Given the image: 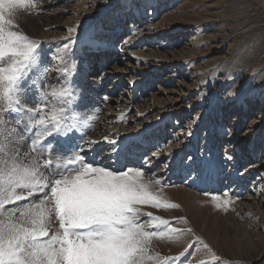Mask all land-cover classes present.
I'll use <instances>...</instances> for the list:
<instances>
[{"label": "rangeland", "instance_id": "rangeland-1", "mask_svg": "<svg viewBox=\"0 0 264 264\" xmlns=\"http://www.w3.org/2000/svg\"><path fill=\"white\" fill-rule=\"evenodd\" d=\"M58 5L71 10L62 21L55 20L53 13ZM66 17H81L87 23L93 21L90 26L94 24L96 32L88 26V32L62 38L64 42L60 44L53 40L52 44L50 41L39 42L40 32L47 30L49 20L52 28L62 25L64 32ZM16 22L18 28L15 30L38 42L41 51V63L24 84L21 101L25 105H34L35 89L41 82L44 90L49 92L53 88H69L71 96L64 106L68 115L75 117L76 129L68 145H80L76 148L79 152L81 144L113 139L117 151L138 156L160 141L175 150L157 167L162 172H148L142 168L148 173L146 178L161 181V184L153 185V190L162 204H177L179 208L140 207L143 212H151L153 217L169 221L167 227L160 226L164 232L175 227L182 236H189L183 241H174L173 235L168 233L162 239L153 238L150 247L155 251L152 249V253L150 249L152 256L159 255L160 251L155 247L160 241L162 252L182 245L181 253L175 255L171 264H264V205L262 210L256 209L255 205L252 209L245 208L233 193L225 191L228 188L214 194L211 187L201 191L184 182L173 183L178 171L188 170L191 177L208 183L220 171L222 184H225L232 163L225 155H231L234 145L240 144L241 136L253 129L255 151L262 152L264 158V0H39L36 9L21 11ZM93 35L97 36L95 47L108 46L112 41L113 53L105 63L109 70L118 71L108 88L122 85L119 93L126 92L123 95L126 100L133 97L134 91L144 92L133 105L136 109L129 112L130 117L136 113L139 116L137 123L141 129L137 131L133 125L128 129L119 126L108 135L99 131L105 112L96 110L102 105H94L87 113L82 109L96 96L93 93L92 99L87 100V95L81 94L84 89L75 66L80 57L91 59L93 49L89 43ZM131 53L135 54L133 59ZM93 58L98 60L96 54ZM127 65L135 72L126 70ZM100 74V69L94 73L96 80L101 78ZM88 77L91 74L86 80ZM168 77V83L162 86L161 79ZM161 88H165L167 94H159ZM52 102L60 106V98L49 101ZM121 113L125 115V111ZM259 122L263 124L258 125ZM106 126L110 127L108 123ZM7 127H12L11 122ZM23 127L20 125L22 130ZM23 144L22 149L27 151V138ZM228 144L231 145L229 148ZM244 146L242 144L241 148ZM244 149L242 152H248V144ZM252 161L247 160L233 170L236 175L227 187L235 185L240 177L243 182L256 178V173L245 174L244 170ZM95 164L106 166L101 162ZM225 201H228L227 205ZM256 249L258 254H255ZM247 253H251L249 262L245 257Z\"/></svg>", "mask_w": 264, "mask_h": 264}, {"label": "snow or ice", "instance_id": "snow-or-ice-1", "mask_svg": "<svg viewBox=\"0 0 264 264\" xmlns=\"http://www.w3.org/2000/svg\"><path fill=\"white\" fill-rule=\"evenodd\" d=\"M38 2L0 0V264H148L157 259L150 254L152 240L164 238L160 226L169 221L140 206L179 208L162 204L153 190L161 181L146 178L142 167L95 164L83 149L76 151L80 145H68L76 129L64 106L69 88L49 92L41 82L34 105L21 101L41 51L15 30L16 20ZM53 98H60L59 107L49 103ZM56 138H63L59 145Z\"/></svg>", "mask_w": 264, "mask_h": 264}, {"label": "bare ground", "instance_id": "bare-ground-1", "mask_svg": "<svg viewBox=\"0 0 264 264\" xmlns=\"http://www.w3.org/2000/svg\"><path fill=\"white\" fill-rule=\"evenodd\" d=\"M55 8L56 9L53 10V13H54V15L56 17L55 20H61L62 21V17L65 16V15H68L70 13V11H71V10H68L69 8L68 9H62V5L61 6L58 5ZM82 13H84V12H82ZM83 20L81 19V17L80 18H78V17H74V18L70 17L69 18L68 17L63 22L64 25H65V31H64L65 33L62 32V25L59 26V27L52 28L51 24H50V20H49L47 22V24H46L47 30H45V31L43 30V31L40 32V40H39V42L40 41L41 42H46L47 41V43H48V41L51 42V40H53V41H56L58 44H60V43H62V41L64 39L72 36V34H77L78 35L81 32L85 33L87 30H89L88 26L91 27L94 24H92L90 26V24L93 21L90 22V23H87V22H85V20L84 21ZM68 28H71L70 30L75 29V31H70V30H68ZM91 29H92L93 32H96V30H95V28L93 26H92ZM80 36L82 37V35H80ZM96 37L97 36L93 35V38L90 40V43H89L91 45L90 49H93V52H91V56H90L91 59H81V57H80L79 58V62H78L79 63L78 66H75V67H77L76 68L77 69L76 73L79 76V80H80L79 82L81 84V88H82V90L84 89L83 93L81 92V94L87 95V100H90V98L92 99V97H93L92 94L93 93H95V96H96V97H93V102L88 103V101H87L86 106H84V108L82 107V109H83V111L85 113H87V112L91 111V108L94 107V105H98V104L102 105L101 108H99V106L98 107L96 106L98 110H96V108H95V110L98 111V112H99V110H100V112L102 110L105 112L104 117L102 119V122L100 121L101 122L100 123L101 129H99V131L106 132V133H108V135H109V133L113 132L114 129H118L119 126H123V127L128 129V127H130V125H133L134 129H136L135 131H137V129H141L140 128V123H137L138 120H139V118H138L139 116L137 117V113H136V116L130 117L131 113H129V112L132 111L133 109H136L135 108L136 106L134 107L133 105L137 102V100L139 98L144 96V92H143V94H139L136 91H134L133 97L130 98V100H128V99L126 100V99L123 98V95L126 92H124L123 94L119 93L120 92L119 89L121 88L122 85H119V84L116 85L115 84V86L108 88V86H110L109 83H110L111 78L113 76H115V73L118 71V70L117 71L113 70L114 68L109 70V65L106 64L107 61L111 59V55L113 53L112 41L109 43L108 46H105V47L102 46V47L99 48V47H95L97 45L96 42H95V38ZM62 38H63V40H62ZM73 38H74V36H73ZM78 38H79V36H78ZM67 41H68V39H67ZM51 44H52V42H51ZM49 45H50V43H49ZM57 47H58V45H57ZM55 48H56V46H55ZM95 54L98 56V60H95L93 58L95 56ZM134 55L135 54L131 53V57L130 58L133 59ZM54 58H55V56H54ZM76 61H78V60H76ZM137 65H138V63H137ZM244 65H247V63H244ZM240 66H242V65H240ZM127 67L128 68L126 70L131 71V73L135 72L133 67H131L129 65H127ZM137 68H138V66H137ZM98 69L101 70V74H100L101 78L96 80L95 79L96 76L94 75V73ZM59 70H61V69H59ZM119 72L124 73L123 70H120ZM61 73H62V71H61ZM89 74H91V77H88V79L86 80V77ZM121 75L122 74H120L119 77ZM57 77H59V74L57 75ZM210 78H211V76H210ZM208 79L209 78H207V80ZM168 81H169V77L168 78H162L161 79V83L163 84L162 86L166 85L168 83ZM206 81L203 82V84H205ZM207 82H209V81H207ZM78 86H79V84H78ZM160 90H162L159 93L161 95L163 93L167 94V92H168L165 88H161ZM131 92H133V91H131ZM246 93H245V95H246ZM181 97H183V95ZM168 99L169 98H167L166 101H168ZM153 100L154 99H152V101ZM114 103L116 104L115 107H114ZM157 103H158V105L160 104L159 101H157ZM164 103L161 104L160 106L164 105ZM167 104H170V102H166L165 103V105H167ZM88 105H90V106L88 107ZM82 109L80 108V110H82ZM121 111H125V115H124V113H121ZM143 114H145V113H143ZM100 115H101V113H100ZM127 115H129V116H127ZM149 121H145V123H148ZM106 123H108V125H110V127L106 126ZM263 123L259 122L258 125H262ZM152 124H153V122H152ZM253 130L249 131V132H247V133H245L244 135L241 136L240 144L237 143V144L234 145V148H232L233 152L232 153L230 152L231 155L230 154H229V156H226L227 154L225 155V157L228 158V160L231 159V162H232V163L230 162L231 163V169L229 171L228 179H227V182L225 184H222L221 178H222L223 174L220 171L219 172L217 171L214 174L213 179L211 180V182L208 183L206 181L204 182L201 179H197V178L195 179V178L191 177L190 173H188L189 172L188 170H184L183 173L178 171L177 175L174 177L173 183H176V181L177 182L178 181L179 182H184L183 184H186V185H189V186H195L196 188H199L198 190H201V191H206V190H208L211 187L210 189H212V193H214V194H216L217 192L219 193L222 190H225V188H228L225 191L228 190L229 193H233V196L240 203H242V205H244V207L246 206V207L252 209V207L255 205V208L257 207L256 209H258V208L261 209L262 206L264 205V158L262 157V152H256L255 151V148H254V145H253V143H254L253 141L255 139V130L254 131ZM122 131H124V130H122ZM104 138H106V137H104ZM107 139H109V138H107ZM61 141H62V138H56L54 142L57 145H59L61 143ZM108 141L109 140H102V141L95 142V143H92V144H90V143L83 144V145L81 144V149H83V152L87 156V159L89 161H92L93 163L101 162L102 164L105 163L106 166H111V167L115 166L113 168H120L123 165L139 166V167H145V169H147L148 172L151 171V172H155V173L156 172H158V173L162 172V171H158L157 167L160 166L161 162H163L165 158L170 156V154H172V152L174 150L172 146H171L172 148H170L168 145H164V144L160 143V141H159L157 143V145H155V147L154 146H150V149L146 150L144 153H142V155L138 154V156H136V155L132 154L131 152L126 154L124 152L122 153L121 152L122 150L121 151L120 150L117 151L115 149V147H117V146H115L112 143H109ZM89 142H91V141H89ZM242 144H245V146L248 144V148H249L248 152H246V153L242 152V150L245 148V146L243 147V149L241 148ZM23 145H21V146H23ZM111 145H113V147ZM228 145H227V148H229L231 146V145H229V146ZM172 158H173V156H172ZM172 158L170 157V159H172ZM251 159L253 160L251 162L252 164H250L249 166L245 167V169H244L245 170V174H248V173H250V171H253L254 173L257 174L256 178L253 181H250L249 179H247L245 182H243L241 177H240V178L237 179V182H236L235 185H233V186L231 185V187H227L230 184V182L232 183V180L230 181V179L236 173V172L233 173V170L236 169L239 165L242 166L243 163H245L247 160H251ZM148 161H150V163H146ZM165 169H166V167H165ZM242 176H243V174H242ZM150 177H153V176H150ZM250 183H251V185H249ZM241 207H243V206H241ZM250 209H249V211H250ZM249 211H247V212H249ZM258 211H255V212H258ZM251 212L253 213V211H251ZM256 214H260V213H256ZM167 233L169 235L172 234L173 235V237H172L173 240L175 239L177 241H180V240H182L184 238H187L189 236L188 234H187V236L186 235L182 236L180 232H178V233H170L168 230H167L166 234ZM161 244L162 243L160 241H158V243H157V245L155 247V249L157 251H160V252H159V255H158L159 257L158 256L156 257L157 258L156 260H158V261L155 262L154 264H166V262L173 263V258L175 257V255H177V253H179V254L181 253L179 250H181V248H182L181 246L182 245L180 246L181 248L177 247L175 245V246H172L170 248H167V250H164L162 252L161 250L163 249V246ZM150 249H151L152 253H154L153 252L154 248L150 247ZM258 251L259 250L256 249L255 250V254H258ZM251 253H247L245 255V257H247L246 260L248 262H249L248 259H249L250 255H251ZM152 263H148V264H152ZM251 263H254V262L251 260Z\"/></svg>", "mask_w": 264, "mask_h": 264}]
</instances>
